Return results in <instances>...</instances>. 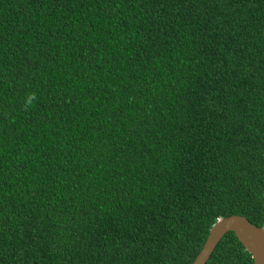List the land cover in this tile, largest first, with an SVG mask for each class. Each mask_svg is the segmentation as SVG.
I'll return each instance as SVG.
<instances>
[{"label": "trees", "instance_id": "trees-1", "mask_svg": "<svg viewBox=\"0 0 264 264\" xmlns=\"http://www.w3.org/2000/svg\"><path fill=\"white\" fill-rule=\"evenodd\" d=\"M234 215L264 221V0H0V264H192Z\"/></svg>", "mask_w": 264, "mask_h": 264}, {"label": "water", "instance_id": "water-1", "mask_svg": "<svg viewBox=\"0 0 264 264\" xmlns=\"http://www.w3.org/2000/svg\"><path fill=\"white\" fill-rule=\"evenodd\" d=\"M233 233L245 251L252 256L253 264H264V221L256 227L238 215L219 219L210 229L206 241L192 264H206L221 238Z\"/></svg>", "mask_w": 264, "mask_h": 264}]
</instances>
